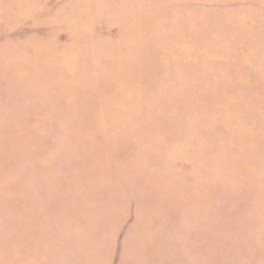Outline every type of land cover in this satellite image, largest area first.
I'll list each match as a JSON object with an SVG mask.
<instances>
[{
	"label": "rangeland",
	"instance_id": "rangeland-1",
	"mask_svg": "<svg viewBox=\"0 0 264 264\" xmlns=\"http://www.w3.org/2000/svg\"><path fill=\"white\" fill-rule=\"evenodd\" d=\"M0 264H264V0H0Z\"/></svg>",
	"mask_w": 264,
	"mask_h": 264
}]
</instances>
